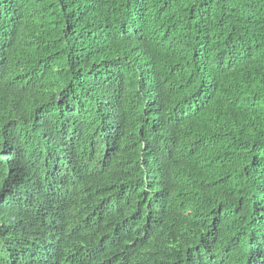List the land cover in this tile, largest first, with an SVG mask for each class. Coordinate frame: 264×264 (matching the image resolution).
Returning <instances> with one entry per match:
<instances>
[{
  "label": "trees",
  "instance_id": "16d2710c",
  "mask_svg": "<svg viewBox=\"0 0 264 264\" xmlns=\"http://www.w3.org/2000/svg\"><path fill=\"white\" fill-rule=\"evenodd\" d=\"M0 264H264V0H0Z\"/></svg>",
  "mask_w": 264,
  "mask_h": 264
},
{
  "label": "clouds",
  "instance_id": "9594fccd",
  "mask_svg": "<svg viewBox=\"0 0 264 264\" xmlns=\"http://www.w3.org/2000/svg\"><path fill=\"white\" fill-rule=\"evenodd\" d=\"M69 213L73 216H76V214L80 213L79 207L73 206V208L69 209ZM155 231H157L159 234H162L164 237H166L167 240L172 239L171 230H170L169 225H166L164 227H159L155 229Z\"/></svg>",
  "mask_w": 264,
  "mask_h": 264
}]
</instances>
